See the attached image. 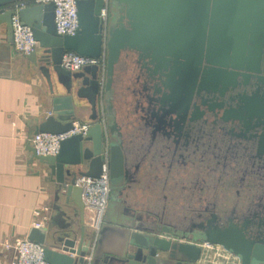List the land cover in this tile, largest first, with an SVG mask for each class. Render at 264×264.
<instances>
[{"label":"water","instance_id":"95a60500","mask_svg":"<svg viewBox=\"0 0 264 264\" xmlns=\"http://www.w3.org/2000/svg\"><path fill=\"white\" fill-rule=\"evenodd\" d=\"M18 1L0 0V24H5L11 37L10 7ZM76 5L78 29L72 36L56 33L52 2L18 10L21 23L31 28L39 47V52L26 57L44 77L51 95L49 113L37 120L36 133H66L85 107L90 123L84 132L62 139L55 155H37L30 146L29 163L35 160L47 168L60 188L64 202L60 208L69 218L77 216L78 226L68 223L66 229L52 231L50 225L31 227L26 239L44 247L48 264H194L200 253L197 241L221 245L240 264H264V246L246 252L213 230L200 232L190 242L168 239L169 227L153 226L141 212L125 206V195L137 183L131 169L135 171L137 165L126 147L127 128L119 123L114 103L115 70L124 51L165 71L169 92L162 111L168 114L177 107L187 109L196 84L206 90L222 84L224 89L238 75H264V0H108L105 23L99 17L103 0H77ZM65 51L92 58L104 55L103 73L97 65L65 70L60 66ZM258 77L264 83V76ZM53 80L62 87V95H54ZM255 97L245 96L242 107L224 110L222 118H239L243 111L262 114ZM151 127L152 132L157 130ZM104 158L110 196L92 245L75 180L99 176Z\"/></svg>","mask_w":264,"mask_h":264},{"label":"flooded vegetation","instance_id":"af4514ba","mask_svg":"<svg viewBox=\"0 0 264 264\" xmlns=\"http://www.w3.org/2000/svg\"><path fill=\"white\" fill-rule=\"evenodd\" d=\"M258 76L264 75H238L224 89L222 84L216 90L196 84L187 109L177 107L168 114L162 111L169 92L165 71L146 59L138 62L133 52H122L115 70V102L126 94L132 99L127 110L137 113L136 125H124L126 147L137 165L135 171L131 168L133 178L138 182L159 165L164 169L162 185L170 191L161 195V205L149 204L140 212L153 226L169 227L166 238L190 242L200 232L213 230L246 252L264 246V112L222 118L224 110L242 107L245 96L255 95L264 109V83ZM151 125L157 130L152 132ZM177 167L190 169L188 183H178L173 173ZM178 190L185 192L180 212L175 206ZM127 198L124 204L130 207Z\"/></svg>","mask_w":264,"mask_h":264},{"label":"crops","instance_id":"0c3cea01","mask_svg":"<svg viewBox=\"0 0 264 264\" xmlns=\"http://www.w3.org/2000/svg\"><path fill=\"white\" fill-rule=\"evenodd\" d=\"M53 89L54 95L63 94L55 80ZM50 97L38 68L26 54L14 50L5 24H0V264L12 262L13 245L25 239L34 227V221L39 218L36 211L43 217H40L42 227L50 225L51 231L66 229L68 223L74 228L78 226V217L69 218L60 208L64 203L60 188L47 168L35 160L29 163L30 140L37 131V120L49 113ZM131 103L126 94L115 102L121 124L125 118L119 115L120 110ZM88 114L85 107L76 121L88 122ZM162 183L161 175L154 173L139 177L127 198L130 207L139 212L145 210L155 191L164 186Z\"/></svg>","mask_w":264,"mask_h":264},{"label":"built area","instance_id":"2783aa9c","mask_svg":"<svg viewBox=\"0 0 264 264\" xmlns=\"http://www.w3.org/2000/svg\"><path fill=\"white\" fill-rule=\"evenodd\" d=\"M52 2L54 5V25L55 31L59 35L72 36L78 29L77 0H20L11 5L13 10L11 16L12 46L14 50L29 54L38 48V42L34 39L32 30L29 26L21 23L18 17V10L27 5L43 4ZM108 0H103V5L99 12V17L103 23L108 18ZM97 65L103 73L105 68V56L92 58L80 56L73 51H65L62 55L60 66L65 70L74 72L79 71L84 66ZM90 126L89 122H73L72 128L63 134H52L48 132H37L31 137V146L37 155H55L59 150L60 141L68 136L82 133ZM75 185L81 188V197L84 203L86 226L92 245H94L100 227L103 223V216L108 206L110 196V178L108 160L104 158L101 166V172L97 177L79 176L75 180ZM35 215L39 217L33 223V226L42 227L43 218L39 211ZM202 244V243H201ZM206 246H216L215 254L222 259L220 264H239L238 257L221 245L205 243ZM92 245L90 249H92ZM200 247L198 264L203 247ZM14 258L10 264H48L44 260V247L34 241L25 239L17 240L13 245ZM84 260L90 261V254L84 256ZM219 264V263H218Z\"/></svg>","mask_w":264,"mask_h":264},{"label":"rangeland","instance_id":"374dc122","mask_svg":"<svg viewBox=\"0 0 264 264\" xmlns=\"http://www.w3.org/2000/svg\"><path fill=\"white\" fill-rule=\"evenodd\" d=\"M9 7H10V5H9ZM11 33H12V31H11ZM122 90H123V88H122ZM130 108H131V105L129 106L127 104H126V108H123L121 110L119 108V110H120V114L119 115L122 114L124 116V118H125V119L123 118L124 119L123 124H122L123 126L126 125L127 122H129V121H134V124L136 125L135 120H133V116L137 117V114L136 113H133L130 110L129 111L127 110V109H130ZM119 123H120V121H119ZM189 171H190L189 168H186L185 169V168L177 167L175 169V171L173 173H176V175H177L176 179L178 180V183L179 184H184V183L186 184V183H188L187 181H188V178H189V174H188ZM152 173H154L157 176L158 175H161V177H162L164 175V169L161 166L158 165V170L157 171H152ZM169 182H171V181H169ZM169 182H168V185H169ZM168 187L169 186H167V185L165 186L164 185V186L161 187V190H159V188H158V190L155 191L156 193L150 199L151 201L152 200L153 201L152 202H149L148 201L149 204L150 205L157 206L160 203V205H161V203H162L161 195H163V193H165L167 196L169 195V192L170 191H169V188ZM181 190L180 191L178 190L177 203L175 205V206H178L176 208V210L178 209V212H180V211H182L184 209V208H182V206H184V203H185V192H183V191L181 192ZM158 191H160V192H158ZM168 199H169V197L167 198V200ZM167 200H166V202H167L166 205H170L171 202H168ZM170 201H171V199H170ZM167 212L171 213L172 210L171 211H167ZM86 228H87V226H86ZM200 245L203 247V252H202V255H201V258H200L199 263L207 262L208 264H218V263L220 264V261H221L222 258L219 255L217 256L215 254V252H217V251H215V249L217 248L216 246L209 247V246H206L204 243H202Z\"/></svg>","mask_w":264,"mask_h":264}]
</instances>
